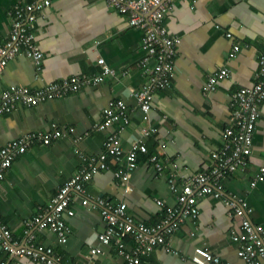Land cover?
Returning <instances> with one entry per match:
<instances>
[{"label": "crops", "instance_id": "crops-1", "mask_svg": "<svg viewBox=\"0 0 264 264\" xmlns=\"http://www.w3.org/2000/svg\"><path fill=\"white\" fill-rule=\"evenodd\" d=\"M18 1L0 0V46L8 39L9 12ZM37 15L36 43L44 53L42 69L38 71L24 54L12 59L0 74V102L6 91L15 88L41 89L74 76L101 73V57L116 75L99 86H85L77 93L43 100L38 105L17 103L12 112L0 115V149L31 133L58 128L62 133L48 145L35 140L14 159L6 178L0 181V216L22 247H52L64 262L74 264H128L117 242L107 246L99 242L105 221L98 210L84 207L80 198L73 202L75 215L65 218L69 235L64 243L47 229L27 233L26 222L47 208L66 181L82 170L85 156L97 157L105 152L109 135L117 132L124 149L129 150L141 137L142 126L151 125L157 133L145 138V143L151 153L164 150L166 166L162 173L156 172L148 155L138 153L137 166L124 184L116 177L118 166L109 157L111 167L96 174L85 189L91 198L126 203L134 219L150 227L160 223L165 208L157 201L163 200L167 206L177 204L169 175L174 171L193 175L212 166V152L222 146L223 130L234 109L233 93L255 82L264 50V0H176L165 18L169 31L181 38L175 78L170 88L155 94L149 121L143 119L133 95L145 82L143 69L138 66L146 55L141 46L143 31L130 27L127 15L107 0H52ZM235 44L240 50L230 56ZM225 66L231 69V77L222 80L216 90L204 93L208 77ZM123 71L128 74L123 75ZM115 100L128 106L129 124L122 130L119 123L96 130L95 126L105 120L106 108ZM261 112L248 164L223 179L222 191L226 198L246 200L251 209L249 218L264 227V181L250 187L251 180L264 168V102ZM125 185L131 190L126 191ZM242 230V217L232 213L223 200L203 196L198 216L182 222L170 237L169 246H157L143 262L196 264L191 260L195 248L204 246L230 264H246L232 239L233 231ZM125 243L129 247L137 245L131 236ZM96 247L103 252L93 255L91 249ZM0 261L45 264L1 248Z\"/></svg>", "mask_w": 264, "mask_h": 264}, {"label": "built area", "instance_id": "built-area-1", "mask_svg": "<svg viewBox=\"0 0 264 264\" xmlns=\"http://www.w3.org/2000/svg\"><path fill=\"white\" fill-rule=\"evenodd\" d=\"M52 0H34L33 2L18 1L9 12L11 30L6 43L0 46V74L9 62L18 55H26L32 60L38 71L42 69L44 53L36 43V23L38 13L51 5ZM108 4L120 13L127 15L130 27L143 31L141 46L146 52L138 63L143 69L145 82L134 91L143 119L149 121L155 94L172 86L175 78V64L177 47L181 38L172 34L166 26L165 18L173 10L176 0H107ZM231 37V33H227ZM240 46L235 44V56ZM260 68L255 75V82L248 87H242L232 95L234 107L229 123L223 130V144L212 152V166L193 175H178L172 172L168 182L171 191L176 195V206H167L163 200L157 203L165 208L163 220L155 226H148L144 222L134 219L124 202L115 203L104 197L91 198L86 194V184L100 171L109 169L110 160L118 166L116 177L124 184L129 182L131 171L137 166L138 153L148 155V161L154 166L157 173H162L166 164L164 150L158 149L154 153L149 151L145 138L157 133L155 126H142L141 137L137 139L133 148L125 150L119 134L116 132L107 137L105 152L100 156H85L84 167L72 176L62 186L50 205L34 218L26 222V232L33 229L50 230L55 232L60 243L68 239L69 226L66 216H74L73 202L81 199L84 207L98 210L105 221V229L98 236L103 246L117 242L118 251L128 264H144L143 258L149 255L157 246L167 244L169 239L179 229L180 224L189 217L199 214V200L203 196H211L223 200L232 210V213L242 217L241 233L233 231L232 239L237 244L238 256L246 264H264V227L255 225L249 218L251 209L244 199L225 197L222 191L223 179L231 173L244 168L252 154L254 138L258 121L261 118V105L264 102V50L260 55ZM103 66L101 73L93 75L74 76L58 83H50L41 89L19 87L6 91L0 102V115L10 113L17 103L38 105L43 100L54 99L79 92L85 86H99L108 78L114 77L116 71L106 64L104 58H99ZM128 71H123V75ZM231 69L227 66L218 69L206 80L204 93L216 90L218 84L230 78ZM128 106L119 100L112 101L105 110V120L95 126L96 130H106L115 123L121 124V130L129 124ZM58 128L49 133H31L14 142L4 145L0 149V181L6 178L12 168L14 159L27 151L35 140L48 145L54 138L61 136ZM83 155V154H82ZM84 157V155H83ZM168 161V160H166ZM264 181V168L250 182V187H256ZM125 190L131 188L125 185ZM133 237L137 245L129 247L125 240ZM30 237L32 235L30 234ZM0 248L17 256H30L33 260L45 264H74L64 262L52 247L36 248L35 246L22 247L14 238L12 230L0 216ZM101 247L91 249L93 255L102 253ZM191 260L196 264H230L212 253L204 246L195 248ZM0 264H14L9 261H0Z\"/></svg>", "mask_w": 264, "mask_h": 264}]
</instances>
